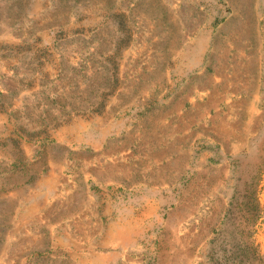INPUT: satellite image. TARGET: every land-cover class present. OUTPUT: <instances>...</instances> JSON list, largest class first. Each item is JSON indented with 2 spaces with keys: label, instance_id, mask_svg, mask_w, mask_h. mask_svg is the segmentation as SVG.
I'll return each mask as SVG.
<instances>
[{
  "label": "rangeland",
  "instance_id": "rangeland-1",
  "mask_svg": "<svg viewBox=\"0 0 264 264\" xmlns=\"http://www.w3.org/2000/svg\"><path fill=\"white\" fill-rule=\"evenodd\" d=\"M0 264H264V0H0Z\"/></svg>",
  "mask_w": 264,
  "mask_h": 264
}]
</instances>
